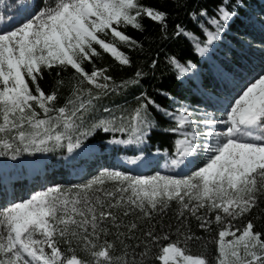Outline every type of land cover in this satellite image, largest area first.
I'll return each instance as SVG.
<instances>
[{
    "label": "snow or ice",
    "instance_id": "obj_1",
    "mask_svg": "<svg viewBox=\"0 0 264 264\" xmlns=\"http://www.w3.org/2000/svg\"><path fill=\"white\" fill-rule=\"evenodd\" d=\"M239 7L238 0H219L212 14L206 7L190 13L198 21L199 35L175 26L173 35L188 41L191 55L183 61L176 56L167 59L179 82L187 81L188 90L199 94L195 108L178 99L163 106L141 91L128 115L105 107L103 114L92 116L94 100L139 84L145 75L137 69L135 79L117 84L106 75V67H96L98 49L130 65L117 41L129 48L139 41L121 29H142V18L147 17L166 34L168 13L140 0L5 4L0 15V157L16 161L24 154L66 147L71 159L89 147L85 141L100 129L113 133L107 141L110 145L142 144L157 124L150 112L154 109L172 125L167 131L175 136V152L164 169L177 174L157 170L139 175L105 167L84 183H52L27 198L6 200L0 207V264H152L153 260L159 264H264V230H256L252 219L242 228L233 224L264 197V62L258 69L234 63L231 46L217 55V45ZM8 11L14 14L9 16ZM86 63H91V71ZM54 67H70L76 78L70 98L58 108L49 107L57 92H45L39 83L44 69ZM34 105L42 110V117ZM117 132L122 136H116ZM129 159L139 161L138 167L153 163L142 151L139 156L124 157ZM30 163L37 161L33 157ZM6 168L0 165L4 187L0 194L5 197L10 180ZM173 201L178 202L181 216L183 210L195 215L201 208L214 213L219 227L213 259L188 254L191 235L185 236L184 246L170 238L173 225L165 230L157 218ZM198 219L203 229L213 222L208 215ZM175 231L184 235L179 227ZM74 245L86 256L79 257Z\"/></svg>",
    "mask_w": 264,
    "mask_h": 264
},
{
    "label": "trees",
    "instance_id": "obj_2",
    "mask_svg": "<svg viewBox=\"0 0 264 264\" xmlns=\"http://www.w3.org/2000/svg\"><path fill=\"white\" fill-rule=\"evenodd\" d=\"M147 6L155 7L164 10L168 13L167 16V31L164 33L162 26L158 22L152 21L150 18H142V29H135L132 26H127L126 33L132 36L139 44L129 48L127 44L117 41V47L125 52L131 60L130 65H123L108 53L101 51V55L94 58V63L98 68H107L106 75L112 76L113 80L119 84L121 80L135 79V72L137 69L141 70L145 75L140 78L139 84H129L126 88H121L119 92L109 93L107 96H101L94 100L96 105V112L92 116L103 114V108H113L119 114L123 110L125 115L137 104V99L141 91H146L148 95L152 96L157 103L167 106L169 103H174L175 99L184 101L197 106V100L194 94L188 90V82L180 83L174 76L173 69L168 62V57L176 56L182 61L188 58L190 53V46L188 41L183 36L173 35L175 26L180 24L182 27L200 34L197 27L198 21L193 20L190 13L198 12L201 7H206L209 14H212L216 4L219 0H140ZM231 3H237V0H230ZM239 7L237 17L232 21L227 32L223 33L224 45L231 46L235 51L233 54V62H239L242 66L247 68H259L264 62V0H238ZM207 23V21H205ZM226 37L228 41L225 40ZM203 39V37H201ZM221 52L217 48V55ZM199 57L197 56L196 59ZM221 59L224 57L221 55ZM157 63L153 65L152 61ZM86 70L91 71V63H86ZM244 69L242 68L241 71ZM59 72L58 76L56 73ZM56 81H63L62 84H57ZM39 83L45 90L50 92L55 90L57 98L54 102H50L49 107L63 106L65 101L70 98L71 89L75 86L76 78L73 77V70L68 67L61 69L54 67L51 70L44 69L43 78L39 79ZM88 86L85 81V85ZM164 90L170 94L169 97L160 95L159 90ZM95 91V89H94ZM34 107H37L34 105ZM204 107V105H199ZM172 109H169L171 111ZM37 111L43 116L42 110L37 107ZM153 118L157 121L156 126L150 132L148 138L145 140L146 144L133 149L127 150L120 147H114L106 150V142L111 138L113 133L111 131L105 133L103 129L98 130L93 136L85 141V145L97 143L101 147V153L95 154L91 158H82L80 163H85V176L80 179H73L68 177L65 170H55L54 172H47L46 178L52 183H58L64 186L80 184L86 182L93 175L98 174L101 168L117 167L115 164V154L118 152H125L128 155H138L141 151L149 153L155 149H160L164 154H173L175 152L174 139L175 136L167 131L172 125L167 117L161 112L150 109ZM91 119V117H89ZM116 136H122L121 133H115ZM66 143V142H65ZM48 153L53 157L64 155L67 153L66 147L64 149H56L54 151L43 152ZM42 153L24 154L23 156L38 157ZM10 159L7 157H0V163L3 160ZM123 171H129L123 169ZM151 171L147 175L152 174ZM136 174V173H133ZM51 183V184H52ZM37 182H33L32 187H36ZM0 188L1 185H0ZM105 188L110 190L111 185L106 184ZM181 209L178 202H170L168 208L163 213L162 220L165 225V230L169 224L173 225V230L170 233L172 240L179 239L181 246H184L185 236L191 235L194 238L187 241L188 254H205L208 259H213L216 254L215 238L218 231V225L214 220V213H207L205 209H199L195 215H192L189 210H183V215H180ZM201 215H208L213 222L208 229L200 227L202 221L198 219ZM179 217V219H178ZM247 219H252L256 230H264V197L261 198L257 207L253 208L250 213L245 214L243 219L237 218L233 221L234 226L242 228ZM179 227L180 235L175 229ZM198 237L199 239H196ZM230 238V237H228ZM76 254L83 258L86 253L78 246H73ZM64 249V246L61 245ZM155 251V250H154ZM152 264H159L158 261L153 260Z\"/></svg>",
    "mask_w": 264,
    "mask_h": 264
},
{
    "label": "rangeland",
    "instance_id": "obj_3",
    "mask_svg": "<svg viewBox=\"0 0 264 264\" xmlns=\"http://www.w3.org/2000/svg\"><path fill=\"white\" fill-rule=\"evenodd\" d=\"M6 3L7 4H12V3H14V0H0V15L5 13V4ZM13 14L14 13L12 11H8L7 12V15H9V16L13 15ZM225 40L228 41V38L226 37ZM223 47H224V45L221 42L217 45V48H219L220 52L225 51L223 49ZM209 111H212V109H209ZM216 118L220 119L219 116H217ZM145 144H146V141H144L141 144V146H143ZM88 146L89 147L85 151L79 152V154L75 155L71 159H68V156H70L71 154L60 155V156H57L55 158L51 157L50 155L44 154V155H41L39 157H34L36 159V161H37L36 164L30 163V161H32L33 157L28 158V157H24V156L18 158L16 161L7 160V161L1 162V163H3V164H11V165L7 166V168H6V172H7L8 176H9V173H11L10 171H14V172L20 173L22 176H25V177L31 175V178H32L33 177L32 175H36L38 172L42 174L44 169L45 170H47V169H49V170H52V169H63L64 170L65 169V170H68V174L70 176H77L78 177L81 174V171L83 170V166L82 165H77V163H76L77 160L79 158H82V157L85 158L86 156H89L92 153L101 152L99 150V146L97 144L88 145ZM118 146H121L123 149L130 150V149H133L135 146H137V144H133V145H118ZM112 147H116V146L110 145V144L107 143V149H110ZM160 154H161V152H159L157 150L149 152V153H145L147 158L150 161L153 162L150 165L156 164L157 160L159 159ZM125 156L130 158L132 156H139V155H128L126 153L118 154L116 156L115 162H116V165L120 166L119 167L120 170L123 169V168H121V166H123L125 168H129V169L131 167L138 168L137 165L139 164V161H132L131 159L125 161L124 160ZM165 163H166V160H165L164 163H161V165H159L157 170H163L165 174H169V175L177 174L176 170H174V169H171V168L164 169V164ZM137 173H139V172H137ZM39 181L41 182V186L37 190H41L42 188H44L42 186V183H45V178H43L42 175H41ZM27 184L29 185L28 182H27ZM7 187L10 188V191L7 190V192H8L7 197H4L3 201H1L3 203V206H5L6 200H11V196L13 194V191L14 190L17 191V188L15 187V184H8ZM29 187L30 186H26L25 187V190H23V195L20 198H27V196L31 192L37 191V190L29 191L30 190ZM45 187H47V186H45ZM2 190L4 191V188H2Z\"/></svg>",
    "mask_w": 264,
    "mask_h": 264
},
{
    "label": "bare ground",
    "instance_id": "obj_4",
    "mask_svg": "<svg viewBox=\"0 0 264 264\" xmlns=\"http://www.w3.org/2000/svg\"><path fill=\"white\" fill-rule=\"evenodd\" d=\"M0 165H4L3 163H0ZM7 166L11 165V164H6ZM23 165V164H22Z\"/></svg>",
    "mask_w": 264,
    "mask_h": 264
}]
</instances>
